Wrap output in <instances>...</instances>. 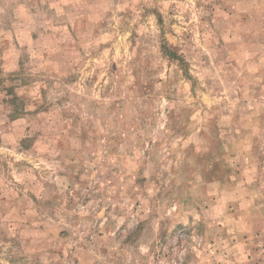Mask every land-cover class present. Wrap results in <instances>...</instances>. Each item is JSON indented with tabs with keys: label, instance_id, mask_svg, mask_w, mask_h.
Returning <instances> with one entry per match:
<instances>
[{
	"label": "rangeland",
	"instance_id": "rangeland-1",
	"mask_svg": "<svg viewBox=\"0 0 264 264\" xmlns=\"http://www.w3.org/2000/svg\"><path fill=\"white\" fill-rule=\"evenodd\" d=\"M0 264H264V0H0Z\"/></svg>",
	"mask_w": 264,
	"mask_h": 264
}]
</instances>
